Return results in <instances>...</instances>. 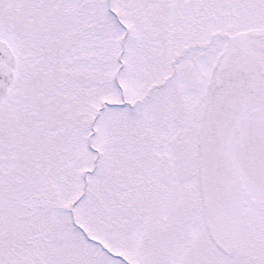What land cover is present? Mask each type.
Masks as SVG:
<instances>
[{
  "label": "snow or ice",
  "instance_id": "snow-or-ice-1",
  "mask_svg": "<svg viewBox=\"0 0 264 264\" xmlns=\"http://www.w3.org/2000/svg\"><path fill=\"white\" fill-rule=\"evenodd\" d=\"M0 264H264V0H0Z\"/></svg>",
  "mask_w": 264,
  "mask_h": 264
}]
</instances>
